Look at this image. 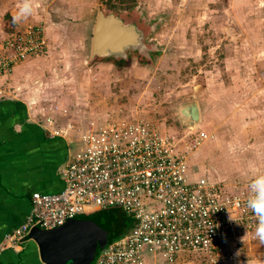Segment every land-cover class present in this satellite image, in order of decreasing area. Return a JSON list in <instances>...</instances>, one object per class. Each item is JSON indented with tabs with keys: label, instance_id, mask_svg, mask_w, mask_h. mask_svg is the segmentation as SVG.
I'll list each match as a JSON object with an SVG mask.
<instances>
[{
	"label": "rangeland",
	"instance_id": "374dc122",
	"mask_svg": "<svg viewBox=\"0 0 264 264\" xmlns=\"http://www.w3.org/2000/svg\"><path fill=\"white\" fill-rule=\"evenodd\" d=\"M74 1L69 24L46 31L49 56L18 65L10 80L21 98L31 97L35 118L53 132L71 125L68 134L91 122H148L171 138L192 182L248 196L253 173H264V0ZM102 13L143 26L146 52L94 56L93 24ZM193 102L199 121L191 127L182 110ZM98 216L118 230L133 224L121 209ZM175 264H264V244L241 232L224 258L188 252Z\"/></svg>",
	"mask_w": 264,
	"mask_h": 264
},
{
	"label": "built area",
	"instance_id": "2783aa9c",
	"mask_svg": "<svg viewBox=\"0 0 264 264\" xmlns=\"http://www.w3.org/2000/svg\"><path fill=\"white\" fill-rule=\"evenodd\" d=\"M47 51L42 24H27L8 34L0 79ZM6 95L0 88V98ZM72 129L69 125L66 132L53 133L67 135ZM78 141L80 149L60 172L63 190L34 193L30 214L5 237L0 252L19 248L35 228L51 231L77 217L115 208L129 215L133 226L104 248L94 264H146V256L175 264L188 252L224 258L241 232H255L257 218L246 207L247 196L222 193L204 179L192 182L187 161L177 154L171 138L150 123L106 121L97 127L91 122L78 133Z\"/></svg>",
	"mask_w": 264,
	"mask_h": 264
},
{
	"label": "crops",
	"instance_id": "0c3cea01",
	"mask_svg": "<svg viewBox=\"0 0 264 264\" xmlns=\"http://www.w3.org/2000/svg\"><path fill=\"white\" fill-rule=\"evenodd\" d=\"M23 2L24 0H0V60L3 41L10 34L5 30L6 17L14 25L11 33L27 24L44 21L46 31H52L56 35L54 27H66L69 24L66 18L71 17L76 8L74 0H31L33 14L13 23V16ZM51 37L50 40L54 39ZM47 39L48 51L44 56H49L51 49L49 36ZM91 45L93 50V34ZM13 74L0 79V88L7 92L5 97L0 98V245L30 214L31 196L34 193L48 195L63 190L60 172L71 156L80 149L78 133L82 132L79 129L78 132L67 135L55 134L45 121L36 119L34 102L29 100L31 97L21 98L19 87L10 82ZM11 89L12 95L9 93ZM74 133L76 136H72ZM37 231L43 230H31L19 248L0 252V264H44L39 246L32 236ZM159 260L151 256L145 257L146 264H155Z\"/></svg>",
	"mask_w": 264,
	"mask_h": 264
},
{
	"label": "water",
	"instance_id": "95a60500",
	"mask_svg": "<svg viewBox=\"0 0 264 264\" xmlns=\"http://www.w3.org/2000/svg\"><path fill=\"white\" fill-rule=\"evenodd\" d=\"M146 29L136 22H126L115 14H99L93 31V50L96 57L125 58L128 51L144 54ZM191 127L199 121L195 102L182 110ZM105 210L89 216H80L64 226L51 231H37L32 234L40 250L44 264H92L98 254L106 248L125 226L115 229L111 220L98 216ZM111 223V229L107 224ZM115 230V233L113 232ZM98 247V248H97Z\"/></svg>",
	"mask_w": 264,
	"mask_h": 264
},
{
	"label": "clouds",
	"instance_id": "9594fccd",
	"mask_svg": "<svg viewBox=\"0 0 264 264\" xmlns=\"http://www.w3.org/2000/svg\"><path fill=\"white\" fill-rule=\"evenodd\" d=\"M31 0H24L17 13L13 16V23H17L33 14ZM246 207L257 218L254 238L264 244V173H253L248 184Z\"/></svg>",
	"mask_w": 264,
	"mask_h": 264
},
{
	"label": "trees",
	"instance_id": "16d2710c",
	"mask_svg": "<svg viewBox=\"0 0 264 264\" xmlns=\"http://www.w3.org/2000/svg\"><path fill=\"white\" fill-rule=\"evenodd\" d=\"M5 25H6L5 26V30L7 31L6 33L7 34L8 33H11L13 31V29H14V25L12 24V21L9 19V17H6V23H5ZM132 226H133V224L131 225L130 230H131ZM130 230H128V227H125L124 230H123V232L119 236L114 237L111 241L113 242L114 240H116V239H118V238H120L122 236L127 235L130 232ZM100 252L101 251L98 250L97 256L99 255ZM94 263H95V261L92 264H94Z\"/></svg>",
	"mask_w": 264,
	"mask_h": 264
},
{
	"label": "flooded vegetation",
	"instance_id": "af4514ba",
	"mask_svg": "<svg viewBox=\"0 0 264 264\" xmlns=\"http://www.w3.org/2000/svg\"><path fill=\"white\" fill-rule=\"evenodd\" d=\"M98 248V247H97Z\"/></svg>",
	"mask_w": 264,
	"mask_h": 264
}]
</instances>
